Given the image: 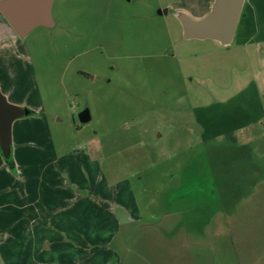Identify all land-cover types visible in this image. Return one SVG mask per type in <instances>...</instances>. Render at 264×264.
Segmentation results:
<instances>
[{
	"label": "rangeland",
	"instance_id": "obj_1",
	"mask_svg": "<svg viewBox=\"0 0 264 264\" xmlns=\"http://www.w3.org/2000/svg\"><path fill=\"white\" fill-rule=\"evenodd\" d=\"M213 1L54 0V27L0 29V91L33 111L21 119L34 146L23 172L13 141L31 195L21 247L9 243L0 264H40L43 251L68 264L78 229L85 264L99 253L101 264H264V174L244 175L264 171V119L216 122L246 86L264 99V41L184 39L176 16L152 12L198 19Z\"/></svg>",
	"mask_w": 264,
	"mask_h": 264
},
{
	"label": "crops",
	"instance_id": "obj_2",
	"mask_svg": "<svg viewBox=\"0 0 264 264\" xmlns=\"http://www.w3.org/2000/svg\"><path fill=\"white\" fill-rule=\"evenodd\" d=\"M0 29L2 32L7 33L8 35L17 36L13 30L9 27L5 19L0 14ZM234 38H237L239 41L243 43H247L250 41H264V0H244V4L241 10V14L239 17V21L236 27V31L234 34ZM231 101V102H230ZM229 105L226 106V109L222 111L221 113H217V118L219 117V120L216 119V116H212L210 118L205 119L204 125L208 133L216 134L222 132L230 131L235 128H240L242 126H245L247 124L260 122L264 119V99L263 95L260 92L259 86L252 87L246 86L242 89L238 95H233L229 99ZM27 116V115H26ZM24 118L20 117L13 121L19 122L18 124V131L15 133L12 132V145L13 141L14 144L17 145L18 153H20V160L22 161V169L23 172H26L28 168H30V153L34 149V146L31 144V140L29 137V125L31 121L28 119H21ZM19 120V121H17ZM214 120L218 124H225L224 129H221L220 131H214L213 130V124H215ZM220 122V123H219ZM13 126V124H12ZM211 130V131H210ZM13 147V146H12ZM12 152V150H11ZM15 161L14 159V168L11 169L4 161L1 153H0V220L2 219L4 221V224L2 227H0V253L3 254L8 253L9 251L7 249V245L9 243H13L14 245V253L16 245L20 249L21 242L23 241L22 237V217L21 213L22 210L29 205V202H22L27 201L29 195H31V189L30 187L27 188L25 186L24 188L21 187V185L18 186V179L16 175V169H15V163L18 161ZM15 170V171H14ZM249 173V174H248ZM262 174H264V171L261 170L257 165L253 164V166L250 168V170L245 173L244 175L254 178V177H261ZM30 181L35 182L38 181V178H25L24 181ZM20 181V179H19ZM24 182L27 184H30V182ZM42 181H45L46 183L49 181L50 184L53 183L54 179L52 178L47 179V177L42 178ZM21 184V183H20ZM27 195L26 197H23ZM31 198V197H30ZM53 208L52 205H49V209ZM25 229V228H24ZM28 229H26V232ZM9 232L11 235H9ZM78 238H75L73 241H68V248H66L67 251L72 252V255L70 257L64 258L67 259L66 262L69 264H85L86 262V256L83 253H80V243H82V240L85 238V231L78 229ZM12 241V242H11ZM44 242V240L41 241V244ZM35 244H32V246ZM48 243L46 242L45 247L48 251ZM113 257H117L116 253L111 250ZM41 252V257L39 259L40 264H47L48 260V254H43ZM43 254V255H42ZM11 257V255H9ZM101 258L102 255L94 254L91 259H93V262L95 264H101ZM3 260V258H2Z\"/></svg>",
	"mask_w": 264,
	"mask_h": 264
},
{
	"label": "water",
	"instance_id": "obj_3",
	"mask_svg": "<svg viewBox=\"0 0 264 264\" xmlns=\"http://www.w3.org/2000/svg\"><path fill=\"white\" fill-rule=\"evenodd\" d=\"M54 0H0V14L9 27L20 38L25 37L38 26L51 28L55 25L51 8ZM244 0H214L209 12L198 19L184 12L178 15L182 37L211 38L223 45H229L234 37ZM27 107L11 103L0 91V153L9 159L12 150L13 121L29 115ZM78 119L85 123L90 119L88 108L78 113Z\"/></svg>",
	"mask_w": 264,
	"mask_h": 264
},
{
	"label": "flooded vegetation",
	"instance_id": "obj_4",
	"mask_svg": "<svg viewBox=\"0 0 264 264\" xmlns=\"http://www.w3.org/2000/svg\"><path fill=\"white\" fill-rule=\"evenodd\" d=\"M129 1V0H126ZM147 10L152 9L149 4L147 5ZM153 14H155L156 16L160 17V16H176L178 19V15L182 12V11H178L177 9L171 7L170 5L164 4V5H156L153 9H152ZM145 17H149V15L145 16ZM55 26V25H54ZM53 26V27H54Z\"/></svg>",
	"mask_w": 264,
	"mask_h": 264
},
{
	"label": "trees",
	"instance_id": "obj_5",
	"mask_svg": "<svg viewBox=\"0 0 264 264\" xmlns=\"http://www.w3.org/2000/svg\"><path fill=\"white\" fill-rule=\"evenodd\" d=\"M33 111H31L32 113ZM4 159V158H3ZM5 163L11 168L13 169L14 168V162H13V159H12V153H11V156L9 159H4Z\"/></svg>",
	"mask_w": 264,
	"mask_h": 264
}]
</instances>
